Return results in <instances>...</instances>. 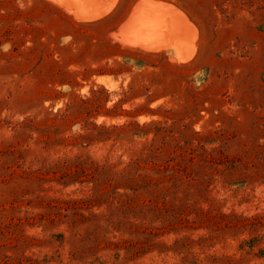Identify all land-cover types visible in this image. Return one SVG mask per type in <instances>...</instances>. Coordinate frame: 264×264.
Here are the masks:
<instances>
[{
  "label": "rangeland",
  "instance_id": "374dc122",
  "mask_svg": "<svg viewBox=\"0 0 264 264\" xmlns=\"http://www.w3.org/2000/svg\"><path fill=\"white\" fill-rule=\"evenodd\" d=\"M0 264H264V0H0Z\"/></svg>",
  "mask_w": 264,
  "mask_h": 264
},
{
  "label": "bare ground",
  "instance_id": "6f19581e",
  "mask_svg": "<svg viewBox=\"0 0 264 264\" xmlns=\"http://www.w3.org/2000/svg\"><path fill=\"white\" fill-rule=\"evenodd\" d=\"M85 3L92 2L94 0H80ZM159 5V4H158ZM152 3L148 2L143 5V8H146L147 12L152 11L153 13L146 14L144 16L139 15V12L135 11L133 13V18L130 24H134L132 33L134 36L140 38L139 40L135 39H124V42L129 45H138L144 49L154 50L158 49L159 45L153 43V41L148 42V38L151 37H167L168 35L178 36L177 27H183L185 25V20L176 12H173L172 9H168L165 12L161 8ZM161 5V4H160ZM141 8V9H143ZM152 10H149V9ZM187 23V22H186ZM130 24L128 25L130 27ZM129 38V37H128Z\"/></svg>",
  "mask_w": 264,
  "mask_h": 264
},
{
  "label": "trees",
  "instance_id": "16d2710c",
  "mask_svg": "<svg viewBox=\"0 0 264 264\" xmlns=\"http://www.w3.org/2000/svg\"><path fill=\"white\" fill-rule=\"evenodd\" d=\"M83 104L85 105H90L92 104V101L90 100H86L83 101ZM130 124L128 125H122V126H111V127H106V126H97V125H93V128L91 129L93 135L94 133H106L108 135H110L113 132H128L130 130ZM138 130L140 129L139 126H137ZM80 138H86L85 136H80ZM93 139H96V137H94ZM110 140V136H107V138L104 139V141ZM159 150L157 148H148V147H144V149L141 150L140 155L138 158L136 159H131L130 162L128 163V165L126 167H124L121 171H119L118 173H116V175L121 176L122 181L118 182L116 180L111 179V183H112V187L114 188V190L118 189V188H123L124 190H128L130 191L133 195H137L140 191H144V190H148L149 189V185L151 184V180L149 177L147 176H142L140 174L137 175V172L141 169H144L145 166H142V164L147 165L151 162V159H153L154 155L157 154ZM80 158L77 157L76 160H78L79 162H81L79 160ZM71 159H66V161H70ZM95 168H101L100 165H96ZM129 168L132 169V172H130ZM103 169V168H102ZM93 174V172L91 173V175ZM65 186H68V183L64 184ZM127 195V194H126ZM75 204L79 205L82 202L80 200H76L74 201Z\"/></svg>",
  "mask_w": 264,
  "mask_h": 264
}]
</instances>
